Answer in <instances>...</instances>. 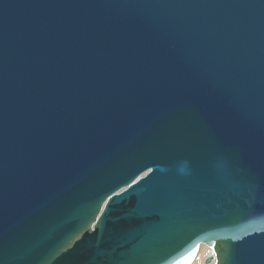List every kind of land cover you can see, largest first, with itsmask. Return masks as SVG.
I'll use <instances>...</instances> for the list:
<instances>
[{
    "label": "water",
    "instance_id": "obj_1",
    "mask_svg": "<svg viewBox=\"0 0 264 264\" xmlns=\"http://www.w3.org/2000/svg\"><path fill=\"white\" fill-rule=\"evenodd\" d=\"M201 245L264 264V0H0V264Z\"/></svg>",
    "mask_w": 264,
    "mask_h": 264
},
{
    "label": "bare ground",
    "instance_id": "obj_2",
    "mask_svg": "<svg viewBox=\"0 0 264 264\" xmlns=\"http://www.w3.org/2000/svg\"><path fill=\"white\" fill-rule=\"evenodd\" d=\"M208 255H211L210 249L204 245H201L197 257H195L190 264H206L205 260ZM213 257L215 258L214 254ZM208 264H215V260L212 259V261H210Z\"/></svg>",
    "mask_w": 264,
    "mask_h": 264
},
{
    "label": "rangeland",
    "instance_id": "obj_3",
    "mask_svg": "<svg viewBox=\"0 0 264 264\" xmlns=\"http://www.w3.org/2000/svg\"><path fill=\"white\" fill-rule=\"evenodd\" d=\"M206 247V246H205Z\"/></svg>",
    "mask_w": 264,
    "mask_h": 264
}]
</instances>
